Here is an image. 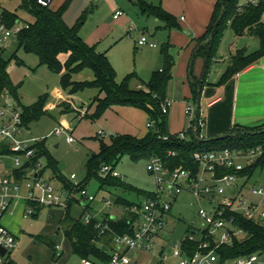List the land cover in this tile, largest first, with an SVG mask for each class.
Instances as JSON below:
<instances>
[{"label":"trees","instance_id":"1","mask_svg":"<svg viewBox=\"0 0 264 264\" xmlns=\"http://www.w3.org/2000/svg\"><path fill=\"white\" fill-rule=\"evenodd\" d=\"M70 0H66L58 9H52L51 4L44 6L37 0H21V7L28 11L33 20L28 21L30 26L19 31L16 36L17 48L11 55L16 58L19 64L23 61L18 58L17 51L22 49L27 53L35 54L39 59V65H46L52 72L60 75V85L63 90L73 94L89 88H98L104 96H96L92 104H96V112L93 118H100L106 110L115 105H127L144 109L149 115V129L142 136L129 133H115L109 142L100 140V150L90 157L87 170L88 176L82 181L83 186H87L92 178H97L101 187H118L125 191L143 193L136 186L127 183L122 178L114 177L110 174L100 176L103 165H111L113 168L118 164L123 156L129 155L133 160L158 157L165 166L170 168L185 167L192 170L193 175H197L200 170L199 162L195 158L197 152L220 149L249 150L256 146H261L262 154L243 170L236 171L234 168H217L215 176L219 177L227 173L236 172L239 176L251 178L258 168H264V124L259 126L237 125L230 129L229 137L224 139L201 141L196 136H200V108L199 123L196 133L193 131L196 118L192 120V126L184 133L173 134L168 129V113L163 112L162 103L167 99V89L172 78L174 59L169 51V44L162 48L164 55V65L158 68L152 79L141 87L131 86L130 74L122 82L117 80V71L108 58L106 52H101L96 45L88 44L80 35L82 25L87 19L89 10L83 12L77 23L70 26L64 20V13L68 8ZM137 4L143 12L157 16L164 21L170 29L180 28L176 17L166 11L161 4L154 5L145 0H138ZM3 14L8 25H13L19 16L8 10ZM264 0L250 1L245 6L240 4V0H216L212 20L206 33L196 39V47L199 43L206 41L214 27L215 22L220 20L214 36L197 53L204 58V68L200 77L194 73V63L189 68V81L192 90V101L197 105L200 100L202 90L207 83V76L213 62L217 58L220 42L225 29L230 25L236 34L249 33L260 39V48L248 52L246 48L236 51L231 57V64L223 74L220 83L226 82L237 72L247 68L264 56ZM61 55H66L62 60ZM11 59H7L5 52L0 56V96L4 89H8L14 102L21 107L23 112L24 125L28 128L29 123L36 120L45 113L47 94L39 96L36 102L30 105H23L18 92L20 84H15L7 70ZM89 68L94 73L93 79L76 80L73 74ZM1 98V97H0ZM87 116V115H86ZM85 117V116H84ZM190 136V137H189ZM37 149V159L45 153V142L40 140L35 144ZM50 166L53 162L49 161ZM44 171V170H43ZM42 171V172H43ZM55 178L63 183L66 188H72V181L64 178L55 170ZM146 198L153 196V192H144ZM75 200L70 201L65 208L62 222L65 224V233L71 241V247L75 254L83 259H90L96 264H108L110 260V250L113 248L114 235L111 231L100 234L96 227V220L85 223L82 219L73 218L71 206ZM119 202L126 208L137 202L119 198ZM89 209V207H87ZM235 224L245 231V236L239 238L233 236L230 243L223 244L218 250L222 258H234L240 255L253 252L264 253V226L259 222L247 219L241 214H235ZM135 217L130 211L125 210V214L117 219H110L109 223L116 232H132V222ZM189 226L187 232L191 231ZM113 242V243H112ZM191 243V242H190ZM192 249L197 247L196 242L190 244ZM104 246L108 249L105 250ZM8 264H18L10 260Z\"/></svg>","mask_w":264,"mask_h":264},{"label":"rangeland","instance_id":"2","mask_svg":"<svg viewBox=\"0 0 264 264\" xmlns=\"http://www.w3.org/2000/svg\"><path fill=\"white\" fill-rule=\"evenodd\" d=\"M64 1L53 0L51 7L57 8ZM137 1L70 0L64 13L66 23L73 26L83 12L89 10L87 19L81 28L83 39L95 40L91 44L96 45L99 50L107 49L109 59L117 71L118 82H122L126 76L133 74L131 79V86L133 87L138 83L145 85L149 82L152 75L145 83L140 79L142 78L140 74L141 72L142 74L147 73L150 64L157 55L155 51L161 53L163 46L168 42L164 36L158 35L162 31L155 24L158 20L154 16L143 14L136 4ZM249 1L251 0H240V4L246 5ZM4 10L16 13L21 21L33 20L32 15L21 7V0H0V12ZM117 10L123 11L124 15L118 21H108ZM158 22L162 26L164 25L162 21ZM163 30L169 31L166 28ZM155 32L156 35H154ZM226 33L228 37L223 40V48L217 53L219 61L224 62H227L229 58V50H232V45H236L235 40L232 41L231 36H229L234 35L230 25L225 29L224 35ZM142 35L157 40L159 47L152 49L145 45L136 48V41ZM239 39L238 42L241 43V46L247 48L250 46V50H254L260 44V39L254 35H247L245 38ZM16 48L17 42L14 38L5 51L8 60L11 59ZM17 56L23 61V64H19L16 58H12L7 70L13 82L17 85L20 84V91L18 90V92H20L23 105L33 104L41 94H47V111L29 123L25 132L26 136L36 137L45 142V153L40 155L38 159L41 164L39 170H44V175L57 188L61 185L59 180L55 178V170L66 179H70L72 174H76L77 177L73 181H84L88 176L87 166L91 155L100 150V140L109 142L111 136L116 133L114 126L116 116L109 112L100 118H93L92 115L96 112V104L88 106V113L86 104L85 106H76L69 103L67 109L61 106L59 102L61 97L58 98L55 93L56 88L63 89L58 74L52 72L46 65H39L38 57L33 53H27L20 49L17 51ZM160 66L163 67V58ZM75 77L79 80L91 79L93 78V71L86 68L79 73V76L77 74ZM93 90L94 88H90L77 94L83 98H88L87 93H92ZM66 104L68 103L66 102ZM59 126H64L66 131L57 135L53 131ZM70 134L75 139L73 142H69L67 139ZM50 160L53 162L51 166ZM147 163V158L133 160L129 155H125L115 166L116 170L121 173L122 179L143 191L141 194L125 191L118 187L103 188L97 178H92L87 185L88 191L97 197L91 203L92 208L96 210L103 208V210L116 213L118 217H121L125 211L123 204L119 202V198L137 203L143 202L146 199L144 192H153L157 188L155 177L147 169ZM3 169L7 171L15 169L11 157L0 159V170ZM98 173L103 177L108 175L102 171ZM256 180L264 183V168H258L254 172L250 184L252 185ZM251 185L248 187L251 188ZM104 199L111 200L112 205H106ZM24 207L25 204L22 203L14 206V211L7 213L3 219L4 223L15 232L19 239L18 249L14 255L12 254L19 264H84V259L73 252L71 241L65 233L66 226L62 222L63 207L52 206L54 217L51 216L50 206L44 207L39 213L24 217ZM201 207L208 210L212 204L205 198L193 195L187 189L175 198L164 238L160 241L165 246L167 258L159 261L158 264H178L177 258L172 256L173 246L179 238L185 235L190 225L203 226V220L199 215ZM82 212L83 209L78 204L72 209L71 215L73 218H79ZM56 244L62 245L61 256H55ZM149 258L150 255L141 252V259Z\"/></svg>","mask_w":264,"mask_h":264},{"label":"built area","instance_id":"3","mask_svg":"<svg viewBox=\"0 0 264 264\" xmlns=\"http://www.w3.org/2000/svg\"><path fill=\"white\" fill-rule=\"evenodd\" d=\"M37 1L44 6H49L52 2ZM122 13L123 11L119 10L113 17L118 18ZM29 26V22L21 20L8 25L3 12H0V56L7 50L16 34ZM138 44L153 47L158 45L146 35L138 39ZM0 97V159L11 157L15 165V169L10 171L0 170V264H8L18 246V238L3 220L14 206L25 204L23 215L28 217L36 212L38 206L67 207L73 200L81 202L84 208L82 219L85 223L97 219L96 227L100 234L108 231L113 233L114 243L108 264H158L167 258L165 246L160 241L164 238L174 200L186 189L199 198L207 199L212 207L208 210L201 207L199 215L203 220V226L190 225L192 230L186 232L174 244L172 256L177 258L178 264H264L262 252L223 259L218 250L223 244L230 243L234 235L239 238L245 236V231L235 224V214H241L264 226V184L251 185L252 195L260 197L259 201L252 202L241 194L234 196L227 194L228 188L236 187L245 177L239 176L236 172L215 176L217 168L243 170L262 154L261 146L247 151L225 148L197 152L195 158L200 165L197 175H193L192 170L182 166L167 167L158 157L150 158L147 169L154 175L157 188L153 191L152 197L124 208L135 218L129 221L132 222L133 231L121 233L111 227L109 220L99 219L89 211L88 205L97 197L89 192L82 182L73 181L77 177L76 174H72L70 178L72 188H57L44 172L39 170L41 164L37 159L35 144L40 139L25 135L28 128L24 125L23 112L14 102L11 92L4 89ZM171 106L172 101L167 98L162 103L163 112H169ZM193 113L194 106L188 105L186 114L193 116ZM65 131L64 126H59L53 132L60 135ZM181 136L183 137L184 133H181ZM67 139L69 142L75 140L71 134ZM26 161H30V165L20 169ZM102 172L122 178L121 173L111 165H103ZM206 175H209V178ZM104 202L106 205L113 203L109 199H104ZM190 242H196L195 250L192 249ZM1 248L6 250L5 254H2ZM141 252L150 255V258L141 259ZM61 254L62 245L56 244L55 255ZM84 264L96 263L84 259Z\"/></svg>","mask_w":264,"mask_h":264},{"label":"crops","instance_id":"4","mask_svg":"<svg viewBox=\"0 0 264 264\" xmlns=\"http://www.w3.org/2000/svg\"><path fill=\"white\" fill-rule=\"evenodd\" d=\"M145 1L154 5L161 4L166 11L170 12L176 17L177 23L180 26V28L170 29L165 25L164 21L160 20L157 16L147 12H143L136 2L140 11L143 14H149L151 16H154L156 20L162 21L164 23V25L162 26L161 24H159L158 21L157 23L155 22L156 26L157 27L159 26L162 29V31H160L158 35L159 36L162 35L164 36V39H168L167 40L168 42L166 44L170 45L169 51L174 59L172 78L169 81L168 89H167V98L172 101V106L168 113V129L173 134H180L192 126V120L195 118L196 115V104H194L192 101V90L189 81V68H190L193 51L196 48V39L202 37L206 33L207 28L213 17L216 0H151V1L145 0ZM251 1H257V0H251ZM62 4H60V6ZM60 6H58L57 8H53V7L51 8L58 9ZM123 15L124 12L118 18H114L113 16L110 17L108 21L111 20L118 21ZM18 20L21 19L18 18ZM163 28H166L169 31H165L163 30ZM233 32L234 35H229V36H231L230 39L232 41L235 40L236 45L235 44L232 45V50H229V58L227 62L219 61L218 59L219 56L217 54V58L213 62L207 76L208 84L204 86L200 97V125H201L200 136L203 138H211L222 135L224 133H227L230 129H232L237 125L259 126L264 124V56H262L254 64L234 74L226 82L220 83L223 74L226 72L227 68L231 64L232 55L235 54L238 49L246 48L248 52H252L260 48V44L254 50H250L249 48L250 46L248 48L243 45L241 46V43L238 42V40H240L239 38L243 39L247 35L250 36L253 35L249 33L238 35L235 33L234 30ZM81 33L82 32L80 30V35ZM154 35H156V32ZM227 37L228 35L226 33L220 42L217 53H219L222 50L224 44L223 40L226 39ZM149 40L157 42V40H155L154 38H149ZM85 41L90 45H92L91 43L95 42V40L90 41L89 39ZM136 43H137L136 48L145 46V45H139L138 39ZM147 46L152 49H157L159 47V45H157L156 47L150 45ZM99 51L106 52L108 55L107 49L99 50ZM155 52L157 55L150 64L147 73L142 74L141 72L140 74L141 77L144 79L143 80L142 78H140L143 82L148 80L151 75H152L151 76L152 79L154 72L158 68H162V66H160L162 64V58L164 65V55L162 50L161 53L159 51H155ZM61 58L62 60H65L66 55L65 57H62L61 55ZM203 68H204V58L199 56L195 59V63H194L195 75L200 77L202 75ZM80 72L75 73L74 79L79 80L75 76L77 74L79 76ZM58 76L60 82V75L58 74ZM93 78H94V73H93ZM141 85L142 84L138 83L135 85V87H139ZM79 92L71 94L68 91L60 88H56L55 90V93L57 94L56 96L58 98L61 97L59 100L61 106H64L67 109L69 108V103H72L73 105L76 106H81V105L85 106L86 104L87 113H88V106H91L93 99L98 95L101 97L104 96V93H101L98 88H94L92 93H87L88 98H83V96L78 95L77 93ZM66 102L68 104H66ZM188 105L194 106L193 116H188L186 114V107ZM45 109L46 110L48 109V106L46 104H45ZM109 112H112L116 116V123L114 124L116 128L115 130L116 133H129L139 137H142L147 133L149 128V115L144 109L134 106H127V105H115L109 108L108 110H106L104 115L109 114ZM206 176L209 178V175ZM250 179L251 178L249 179L243 178L236 187L228 188L227 189L228 195L234 196L241 194L252 202L259 201L260 197L252 195L250 191V186L248 187V185H251ZM59 182L61 186H58V188H63L64 187L63 183L61 181ZM254 184H264V183L261 182L260 180H256V182L252 183V185ZM78 204L81 205L83 209V212L81 213L82 215L84 213V208L80 201L78 202L76 201L72 204L71 213H72V209ZM44 207L47 206H38L36 208L35 213H39ZM50 207H51L50 208L51 216L54 217V214L52 212L53 207L52 206ZM88 207H89V211H91V213H93L99 219L119 218L116 213H112L108 210H103V208L99 210L92 208L91 203L88 205ZM63 208H64L63 210L65 211L66 207ZM14 209L15 208H13L9 213H12ZM8 228L11 230L9 226ZM12 232L15 234L14 231ZM18 243H19V239H18ZM17 249L18 246L13 251L12 253L13 255L15 251H17ZM13 255L11 256V260L18 263L14 259Z\"/></svg>","mask_w":264,"mask_h":264},{"label":"water","instance_id":"5","mask_svg":"<svg viewBox=\"0 0 264 264\" xmlns=\"http://www.w3.org/2000/svg\"><path fill=\"white\" fill-rule=\"evenodd\" d=\"M220 20H221V19H218V20L215 22L214 27H213V29H212V31H211L210 36L208 37V39H207L206 41H203V42L199 43V44L197 45V47L194 49V51H193V55H192V59H191V65L194 63V60H195V57H196L198 51H199V50H200V49H201V48H202L207 42H209V41L211 40V38L214 36V34H215V32H216V29H217L218 26H219ZM199 108H200V100H198L197 105H196V115H195L196 121H195V125H194V127H193V131H194L195 133H196V130H197V127H198V123H199ZM229 135H230L229 133H224V134H222V135L215 136V137H211V138H209V139H211V140H215V139H219V138L224 139V138L229 137ZM196 136H197L198 139L201 140V141H206V140H208V138H203V137H201V136H198L197 133H196ZM29 165H30V161H26V162L20 167V169H24V168L28 167ZM104 249L107 250L108 248H107L106 246H104ZM1 252H2V254H5L6 250L1 248Z\"/></svg>","mask_w":264,"mask_h":264}]
</instances>
